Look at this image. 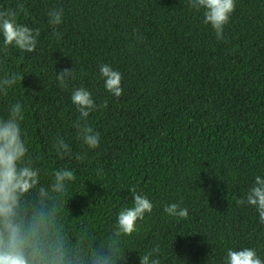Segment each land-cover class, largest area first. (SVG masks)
Returning <instances> with one entry per match:
<instances>
[{"label": "trees", "instance_id": "obj_1", "mask_svg": "<svg viewBox=\"0 0 264 264\" xmlns=\"http://www.w3.org/2000/svg\"><path fill=\"white\" fill-rule=\"evenodd\" d=\"M235 5L217 39L189 0H0L39 31L31 53L5 51L0 36V80L21 77L0 93V120L21 105L28 152L16 166L39 171L10 217L28 264H140L157 246L161 264H225L230 248L264 261V224L236 203L264 177V0ZM60 8L54 26L49 12ZM102 64L121 73L119 98ZM64 68L75 70L66 86L56 78ZM78 88L97 106L86 121L71 101ZM78 121L99 133L97 148ZM59 139L70 154L57 152ZM63 169L76 179L58 192ZM133 187L154 207L127 236L117 216L132 207ZM173 203L186 219L164 212Z\"/></svg>", "mask_w": 264, "mask_h": 264}, {"label": "clouds", "instance_id": "obj_2", "mask_svg": "<svg viewBox=\"0 0 264 264\" xmlns=\"http://www.w3.org/2000/svg\"><path fill=\"white\" fill-rule=\"evenodd\" d=\"M195 10L204 9V23L214 30L217 39L223 38L225 25L229 23L231 14L235 11V0H189ZM50 23L54 26L62 23L63 9H53L49 12ZM0 36L3 38V48L15 47L22 52H34L37 46L39 31H33L27 25L19 24L16 12L13 10L0 11ZM100 74L105 80L108 92L119 98L122 95V75L113 70L108 64L100 66ZM57 80L66 86L70 79L75 78L74 68H64L57 72ZM21 77L18 74L6 75L0 80V93L7 94V89L13 86ZM72 103L80 112V119L86 121L91 111L97 106L91 93L84 89H76L71 96ZM106 106V105H105ZM23 120L22 108L19 103L10 109L7 119L0 120V217L5 219L9 231V243L0 245V264H28L23 252L17 246V229L11 224L10 217L17 201V194L27 192L38 182L39 171L28 167L17 169V162L22 160L28 152L26 142L22 137L20 122ZM79 134L84 143L91 149L99 146L100 135L94 132L87 123L77 122ZM57 152L70 154L71 149L59 139L55 145ZM55 191H62L65 182L75 181L73 171L68 169L54 172ZM132 197V207L119 211L117 225L121 233L131 236L137 230V222L145 218L153 210V203L136 189H129ZM237 206L248 205L256 209L261 224H264V177L257 175L253 185L248 189L245 197L237 199ZM169 216L186 219L188 209L173 203L164 207ZM159 246L140 256V264H161L159 260ZM225 264H264L255 249L243 248L240 250L228 249Z\"/></svg>", "mask_w": 264, "mask_h": 264}]
</instances>
